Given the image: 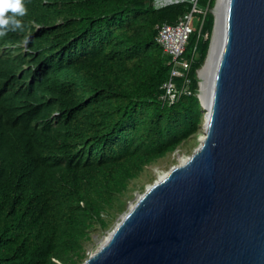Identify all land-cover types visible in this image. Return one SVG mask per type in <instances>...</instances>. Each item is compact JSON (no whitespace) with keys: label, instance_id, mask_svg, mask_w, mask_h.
<instances>
[{"label":"trees","instance_id":"trees-1","mask_svg":"<svg viewBox=\"0 0 264 264\" xmlns=\"http://www.w3.org/2000/svg\"><path fill=\"white\" fill-rule=\"evenodd\" d=\"M195 3L194 95L164 105L158 27ZM215 3L23 0L22 29L0 37V264H82L149 169L197 139Z\"/></svg>","mask_w":264,"mask_h":264},{"label":"water","instance_id":"water-1","mask_svg":"<svg viewBox=\"0 0 264 264\" xmlns=\"http://www.w3.org/2000/svg\"><path fill=\"white\" fill-rule=\"evenodd\" d=\"M219 19L205 140L83 264H264V0H224Z\"/></svg>","mask_w":264,"mask_h":264},{"label":"built area","instance_id":"built-area-1","mask_svg":"<svg viewBox=\"0 0 264 264\" xmlns=\"http://www.w3.org/2000/svg\"><path fill=\"white\" fill-rule=\"evenodd\" d=\"M195 3L191 13L183 15L175 25L163 24L158 27L157 43L162 47L164 55L170 58L171 71L168 80L162 86L160 100L164 105L172 106L182 97H191V71L196 59L193 54L189 59H183L191 37L196 31L193 28V17L202 14ZM177 80L180 84L177 85Z\"/></svg>","mask_w":264,"mask_h":264},{"label":"rangeland","instance_id":"rangeland-1","mask_svg":"<svg viewBox=\"0 0 264 264\" xmlns=\"http://www.w3.org/2000/svg\"><path fill=\"white\" fill-rule=\"evenodd\" d=\"M202 25H203V21L201 19V15L195 14L193 17V28L195 30L198 29L200 31L202 28ZM213 38H214V35H213ZM206 114L207 112L205 111V116ZM204 123H205V117H204ZM204 136H205L204 128L202 126V130L199 133L196 140H189L188 142L185 143L184 147L176 151L170 158H167L161 161L158 165L153 166L149 169L150 172L147 174V176H145L144 180L139 182L135 190L126 198V200H124L126 203L125 211L117 213L110 228L102 229L98 227L97 230L92 234V240L88 243V246H87L88 258L86 260H88L89 257L93 255L100 248V246L103 245V243L109 237L111 232L115 229L117 224H119L122 221L123 217L128 213L130 208L137 203L139 198L143 194H145L146 190L150 186H152L155 182H157L161 177L167 175L174 167L181 165L186 159H189L193 155V153L202 143ZM142 185H144V188L142 187Z\"/></svg>","mask_w":264,"mask_h":264},{"label":"clouds","instance_id":"clouds-1","mask_svg":"<svg viewBox=\"0 0 264 264\" xmlns=\"http://www.w3.org/2000/svg\"><path fill=\"white\" fill-rule=\"evenodd\" d=\"M26 14L27 9L23 0H0V37L5 36L9 31L21 30L22 23L18 17Z\"/></svg>","mask_w":264,"mask_h":264},{"label":"bare ground","instance_id":"bare-ground-1","mask_svg":"<svg viewBox=\"0 0 264 264\" xmlns=\"http://www.w3.org/2000/svg\"><path fill=\"white\" fill-rule=\"evenodd\" d=\"M224 0H219L216 9L214 10V12L217 15V26H216V30L214 32V38H213V43H212V48L210 50V57L207 61L206 66L199 72V76L201 78V89H202V98L204 100V102H206V104H208L207 98H206V93L208 94L209 92L207 91L208 88V81L207 78L209 76V73H211L214 70L215 67V61H216V57L218 56V51L216 50L217 47V41H218V34H219V17L221 14V9H222V4H223ZM217 51V52H216ZM209 99V98H208ZM205 134V133H204ZM206 135L204 136L203 141L205 140ZM202 141V142H203ZM188 159H186L182 164L187 163ZM166 176V175H165ZM161 177L162 179L165 177Z\"/></svg>","mask_w":264,"mask_h":264}]
</instances>
